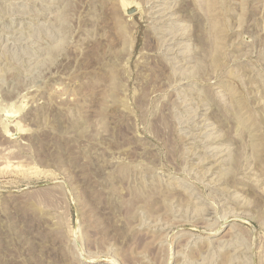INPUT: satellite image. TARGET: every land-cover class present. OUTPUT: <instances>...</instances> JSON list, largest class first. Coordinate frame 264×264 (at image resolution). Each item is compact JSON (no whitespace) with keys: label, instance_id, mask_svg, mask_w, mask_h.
Returning <instances> with one entry per match:
<instances>
[{"label":"rangeland","instance_id":"obj_1","mask_svg":"<svg viewBox=\"0 0 264 264\" xmlns=\"http://www.w3.org/2000/svg\"><path fill=\"white\" fill-rule=\"evenodd\" d=\"M0 264H264V0H0Z\"/></svg>","mask_w":264,"mask_h":264}]
</instances>
